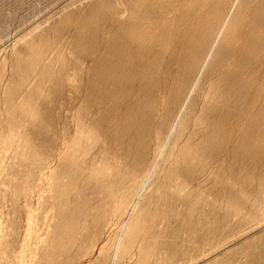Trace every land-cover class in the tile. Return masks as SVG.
<instances>
[{"label":"bare ground","instance_id":"6f19581e","mask_svg":"<svg viewBox=\"0 0 264 264\" xmlns=\"http://www.w3.org/2000/svg\"><path fill=\"white\" fill-rule=\"evenodd\" d=\"M87 11L77 21L71 44L74 51L86 50L87 58L91 59L85 71L87 97L84 105L91 109L100 104L103 110L90 127L88 124L85 127L81 120L77 132L83 133L84 130L85 133H94L91 139L100 136L105 141L114 139L116 149L114 151L107 147L103 150L105 155L102 159L108 168L101 163V167L90 172V175L102 176L94 181L95 184L88 185L98 192L99 186L103 187L108 196V202L97 207L92 224L97 227L99 218L108 216L110 202L118 198L119 191L126 189L129 192L127 197L119 195L120 209L136 197L132 209L134 212L138 207V212L131 214L127 222L126 236L121 240V246L125 249L131 246L143 227L150 201H153V209H156L152 211L151 221L160 216L164 218L162 222H167L176 216L178 229L183 234L198 237L202 253L244 243L237 241L264 224V172L256 178L257 171L264 166V0H99ZM61 25L55 27L56 32L53 31L58 35L54 33L55 36L51 37L56 42L64 30ZM46 35H39L28 44V57L31 59L28 66L25 67L22 59L16 61L15 78L18 81H26L37 75L39 85L50 79L60 86L61 83L64 85L65 61L60 63L56 72L53 71L58 61L57 49H53L57 47L54 46L56 43L51 45L54 40L49 44L52 47L48 46L53 56L43 63L44 55L39 47L51 42L50 36ZM76 64L74 69L78 71L81 66ZM202 86L206 88V98L201 107H196V98L191 100L190 94L195 89L199 92ZM11 89H5V103L10 107L8 124L19 118V113L15 111L19 104L14 103ZM160 91L167 96L161 101L157 99ZM36 94L37 90L34 92ZM29 95L32 96V93ZM33 115L39 119L40 111L35 110ZM107 119L109 124L106 126L104 122ZM34 127L31 131H25L33 143L43 138V133ZM113 129V134H110ZM75 136L78 137V134ZM77 137L74 141L79 146L86 136L83 141ZM151 139L156 148V152L153 150L152 153L155 159L151 161L153 164L148 162L149 167L145 168ZM85 142L81 148L91 144ZM166 147L168 151L164 158L162 152ZM35 150L32 159L38 157ZM114 153L120 154L125 164L118 163L120 156L116 157V162ZM224 153L226 157L221 159ZM73 156L69 162L72 172L70 170V180L66 181L67 188L76 187L77 176L81 173V170L78 174L79 170L75 169V161L79 164L80 157L76 160V156ZM159 156L164 159L159 160L162 163L157 167L156 159ZM218 160L220 166L214 168ZM167 161L169 164L165 169ZM155 164L156 170L159 168L163 172L162 179L157 178L155 170H151L155 169ZM53 178L56 180L54 189L56 186L60 189L62 182L59 180L62 179ZM196 182L199 189L194 191L191 186ZM210 182L212 185L208 190L205 185ZM192 191L201 193L203 197H212V202L208 200V213L196 220L190 212L176 208L177 201L186 202ZM84 192L85 188L79 189L81 199L78 198L82 202H76L74 209H69L67 196L59 192L58 200L63 206L57 204V209L63 224L57 226L55 250L52 256L47 257L45 264L55 262L58 256L77 245L78 215L84 207ZM141 199L143 202L139 208ZM219 199L222 201L217 205ZM168 227L169 233L177 237L178 233ZM143 242L154 246L146 239ZM246 242L225 259H214L212 264L264 263V237ZM142 260L139 263L144 264L146 261ZM158 262L156 264H160Z\"/></svg>","mask_w":264,"mask_h":264},{"label":"rangeland","instance_id":"374dc122","mask_svg":"<svg viewBox=\"0 0 264 264\" xmlns=\"http://www.w3.org/2000/svg\"><path fill=\"white\" fill-rule=\"evenodd\" d=\"M98 1L99 0H0V264L47 263V257L52 256L55 250L54 246L56 243L54 241H56L55 235L58 232L57 226L61 227L62 225L60 224H63V221L59 218L60 215L57 209V204L58 206H63L62 203H59L58 194L59 192H64V196H67L65 197L67 198L66 201L69 209H74V207H76V202L79 201V198L81 199V197L78 196L79 189L81 188H85L86 192L83 194V199L85 200L84 207L82 208L81 214L78 215L79 226L77 229L81 232H78L79 238L76 240L77 245L70 247L66 254L58 256V258L55 259V262L51 261L49 262L50 264H52V262L53 264H141L139 262H141L142 258V261H146L143 262L144 264H156L158 261L160 264H212L214 259L223 260L226 256L228 257L235 249H239V246H243L247 243L246 241L251 242L264 237V235H262L264 234L263 224L261 227L244 235L243 238H240L237 234L238 237L236 236V239L240 238L237 242H244L241 245H239V242V244L235 243L230 246L227 245L224 248L221 247V250L218 248L216 252L208 250L205 251V253H202L198 237L194 238L191 235L183 234L178 229L179 222L176 216L172 219H168L167 222H169V225H167V222H162L164 218H161L160 216L155 217L156 219L151 221L150 216L153 215L152 213L155 212L156 209H153L155 208V204L153 201H150L145 212L143 227L138 232V235L131 246H129L130 248L128 247L125 249L121 246V240L125 239L126 235L124 231L127 222L135 212H138V207L134 212L132 209L136 197L131 198V202L126 204L127 207H121L120 209V206L118 205L120 200L119 195L122 196L124 194L127 197L129 192H127L128 190L126 191V189L121 192L119 191L118 198L116 197L110 202L108 216L99 218L98 228L92 224L97 215V207L108 202V196L105 193L106 189L103 187L100 188L99 186L98 192L95 190L94 186L93 189L89 186L95 184L94 181H98L102 176H100V174L95 176L93 174L90 175V172L92 169L101 167L104 164V159H102L103 155H105L103 153L104 148L108 147L114 151H116V149H114L115 142L112 141L114 139H110L111 141H105L103 136L100 135V139H96V137H92L91 139V136L94 135V133H85L84 130H82L83 133L77 132L81 120L84 122L81 123H83L85 127L92 126L94 120L100 115L98 113L103 110V107L100 104H97L96 107L89 109V107H85L84 105L87 97V91L84 89L85 71L88 67L87 65L91 63V59L87 58L86 50L74 51L75 48L71 42L73 43L74 35L77 30V21L81 20V18H83L88 12L87 10ZM64 22L65 24H63ZM58 25H61L64 30L59 34L58 42H56L55 38L53 39L54 41L52 38L55 36L54 33L56 32L54 29L59 27ZM66 25L67 27H65ZM97 26H99V24ZM39 35L44 37L45 35L46 37L50 36L49 38L51 41L47 45H41L39 47V50H41L44 55L43 63H45V61L47 62L48 58L53 56V53L51 50L49 51V48L55 43L54 46L57 47L53 49H57L56 54L58 61L54 64L53 71H57L61 62H66H64V75H66L65 77L67 79L63 78L64 80L62 81L64 85L61 83L60 86L59 83H56L53 80L51 81V79L49 82L46 80V82L39 85L38 83L40 82L37 75L30 77V79L26 81H18L15 78L16 61L22 59V61L26 63L25 67L31 63V59L29 58L30 53H28L30 52L28 44L33 41V38L34 40L37 39ZM52 41L53 44H51ZM75 64L78 65V67L79 65L81 66L78 71L74 69ZM68 77L70 78V81ZM6 87L13 88V90H11L14 95V103L19 104L18 107H15V111L19 113V118H17L16 122H13L12 124H8L9 122L7 121V114L10 107H7V104L5 103ZM204 88L205 87L202 86L199 92L195 89L190 94L191 100L196 98V107H201L206 98V95L204 94L206 88ZM36 90L37 94L34 95ZM29 93H32V96H30ZM164 97L165 95L163 93L161 94V91L157 94V99L159 98V101L165 99L167 96ZM129 99H127L126 103L129 102ZM159 107H161V105H159ZM35 110L40 111V118L42 117V119H36L34 117L33 113ZM81 111H83V113ZM86 111L87 113H85ZM158 113L160 112L158 111ZM104 124L106 126L109 124L108 119L105 120ZM34 126H36V128ZM33 127L36 131L40 130V133H43L42 139L40 138L34 141L37 145L29 139L31 137L25 135V131H31L33 130ZM46 127L50 128L47 129ZM109 128L110 127L107 129ZM113 131L114 129L110 134H113ZM74 134H78V137ZM186 135L187 134L185 133L184 137H186ZM84 136H88V140L86 137L83 139ZM76 137L81 139V141H89L91 144L81 148V146L84 145V141L77 146V143L74 141ZM91 140H93L94 143ZM37 141L39 143H37ZM102 141L104 143L106 142L105 145H101V143H103ZM152 141L153 139L150 141L151 149L149 156H151H148L145 168L149 167L148 162L153 164V159H155V156L153 157L154 154H152L155 145ZM34 146L37 148H34ZM27 147L30 153H27ZM86 147L88 151L91 149L88 152L89 154H86ZM88 147H90V149ZM80 148L81 150L79 152ZM34 150L38 151V157L36 159H32L34 156ZM174 150L175 149H173V152ZM73 151H76V153ZM167 151V147L164 148L162 157H164L165 153L167 155ZM154 152L156 151L154 150ZM25 153L28 156L25 155ZM114 154L115 158L113 159H115L116 162L118 160L116 157L120 156L118 163L122 162L125 164L126 161L124 160L123 162L120 154ZM73 155L76 156V158H74L76 160L80 157L79 164L75 161V169L79 170L78 174L80 173V170L81 173L80 175L75 173L76 176L78 175L76 187L67 188L68 182L66 181L67 179L70 180L69 178L72 172L69 162L73 159ZM82 157L84 158L82 159ZM162 157H157V167L161 166L160 163L162 162L160 161L166 156L164 158ZM225 157L226 154L224 153L220 158L224 159ZM156 164L154 167L155 169L151 170H155L157 178L162 179L163 172L159 168L158 170L160 172L156 170ZM168 164L169 162L167 161L164 167L165 169ZM217 165L220 166L219 160L215 163L214 168H217ZM103 166L108 168L105 164ZM64 167L68 169V171L64 169ZM123 167L125 168V166ZM263 168L264 166L259 169L260 172L259 170L257 171L258 176L256 175V178H259V173L264 172ZM221 173L222 176H224L223 170ZM54 174L58 180L62 179L59 180L62 182L60 189H58L57 186L56 189H54L56 181L54 180L55 178H53L55 177ZM158 174L160 177H158ZM198 184L199 183L196 182L195 185L191 186L194 191L199 189L197 186ZM211 185L210 182L205 185V187L210 190ZM78 186L80 187L79 189H77ZM194 191H192L186 202L181 203L180 201H177L176 208L177 210L180 209V211L183 209L185 212H190L192 218L196 220L201 215H206L208 213V200L212 202V197H208V195L203 197L201 193ZM55 195L57 197H55ZM141 201L143 202V199L138 203L139 208L140 203L142 204ZM220 201L222 200L219 199L217 205H219ZM143 204L146 205L145 201ZM168 226L171 227L173 232L178 233L179 236H172L169 233L170 228ZM145 239L150 244H154V246L150 247L149 245H145L143 242ZM170 253L172 254L170 255Z\"/></svg>","mask_w":264,"mask_h":264}]
</instances>
